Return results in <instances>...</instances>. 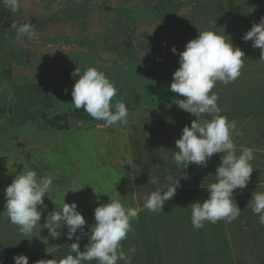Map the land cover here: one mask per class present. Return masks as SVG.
I'll return each instance as SVG.
<instances>
[{
    "label": "rangeland",
    "instance_id": "obj_1",
    "mask_svg": "<svg viewBox=\"0 0 264 264\" xmlns=\"http://www.w3.org/2000/svg\"><path fill=\"white\" fill-rule=\"evenodd\" d=\"M261 17L264 0H20L15 13L0 0V213L5 211L4 190L24 168L38 178L52 177L41 225L62 208L64 196L65 203L78 206L89 234L101 203L120 199L125 207L139 208L121 242L126 254L130 247L137 250L131 264H264V226L247 207L253 192L264 191L262 155L250 162L255 170L247 188L234 192L241 213L230 223L196 229L188 208L208 198L206 186L215 182L222 154H214L206 167L190 165L188 179L180 181L162 211L143 207L144 197L164 186L166 176L177 175L175 141L196 119L175 104L185 98L169 91L179 52L199 32L213 31L230 36L245 53L240 77L228 85L217 82L212 90L220 114L235 121L232 136H237L253 109L248 106L264 102L258 97L264 93L259 88L264 87V61H259V49L242 40ZM12 23H30L35 38L17 40ZM90 66L115 82L112 103L125 102L126 125L99 127L103 121L72 110L75 80L70 74ZM212 118L205 114L201 121ZM244 148L237 144V155ZM150 176L160 183H148ZM57 231L61 235L54 238L38 225L24 236L7 215H0V261L14 264L13 256L23 254L35 264L75 255L69 248L75 239H67L65 227ZM87 243L85 235L80 251Z\"/></svg>",
    "mask_w": 264,
    "mask_h": 264
},
{
    "label": "clouds",
    "instance_id": "obj_2",
    "mask_svg": "<svg viewBox=\"0 0 264 264\" xmlns=\"http://www.w3.org/2000/svg\"><path fill=\"white\" fill-rule=\"evenodd\" d=\"M2 3L13 13L20 10V0H2ZM11 28L16 32L17 40H33L36 36L30 23H12ZM242 40L251 42L253 49H259V61H264V17L252 24ZM171 51L177 53L175 46ZM244 57L245 53L232 45L230 36L218 35L213 31L199 32L198 37L179 52V68L173 73L169 91L185 98L176 99L175 104L196 119L190 127L182 129L180 138L175 141L177 150L173 151L172 162L178 168L177 175L166 176L164 186L157 187L144 197L143 207L149 212L162 211L165 202L176 195L180 181L188 179L186 170L190 165L206 167L214 154H222L214 175L215 182L206 186L208 198L202 203L193 202L188 207L191 209V224L201 229L206 223H230L240 216L241 210L235 202L234 192L247 188L255 170L250 163L254 153L251 148H244L237 155L232 136L236 123L220 114L217 105L219 97L212 90L217 82L228 85L240 77ZM70 76L75 80L70 103L73 111L82 109L94 120L103 121L98 125L103 128L127 124L129 112L126 104L123 100L112 103L117 96V86L104 72L90 66L81 73L77 67ZM67 91L65 89V93ZM205 114L213 118L201 121ZM181 170H185L184 174H181ZM52 183L51 176L38 178L36 171H25L23 168L4 190L5 211L0 215H7L21 235H31L39 225L47 229L51 237L57 238L61 235L57 229L62 226L67 229V239H75L69 246L70 252L75 255L69 254L59 261L40 259L35 264H87L93 260L98 264H119L120 261L131 264V254L137 250L130 247L126 254L121 250V242L128 238V233L132 231L131 222L138 219L140 209L125 207L120 199L101 203L94 209L95 223L89 234L85 232L86 220L77 210L78 206L65 203L64 196L62 208L48 214L46 222L41 225L43 211L47 209L43 198L50 192ZM148 183L157 185L160 181L150 176ZM247 207L251 208L253 215L258 216L259 224L264 226V191L253 192ZM78 231L80 235H77ZM85 235L88 236V243L85 250L80 251V242ZM12 259L14 264H29V258L23 254L15 255Z\"/></svg>",
    "mask_w": 264,
    "mask_h": 264
},
{
    "label": "crops",
    "instance_id": "obj_3",
    "mask_svg": "<svg viewBox=\"0 0 264 264\" xmlns=\"http://www.w3.org/2000/svg\"><path fill=\"white\" fill-rule=\"evenodd\" d=\"M262 83L264 82L262 81ZM259 88H262V91L264 92V87ZM258 97L264 98V93ZM260 104L261 105L256 104L248 106V108L251 107L253 109L247 114L244 129L241 133L237 134V136L233 137L236 145L243 144L246 148H251L254 157L260 155L264 157V102H260ZM258 130L262 131L261 134H257Z\"/></svg>",
    "mask_w": 264,
    "mask_h": 264
}]
</instances>
